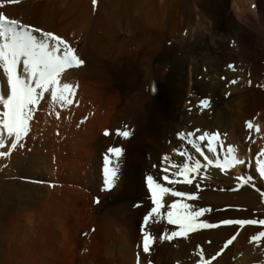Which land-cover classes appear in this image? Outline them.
Segmentation results:
<instances>
[{"label":"bare ground","instance_id":"obj_1","mask_svg":"<svg viewBox=\"0 0 264 264\" xmlns=\"http://www.w3.org/2000/svg\"><path fill=\"white\" fill-rule=\"evenodd\" d=\"M0 4L8 18L63 38L84 61L67 72V81L77 85L72 102L46 93L28 134L10 156L0 157V264H198L201 250L209 264H264V242L249 243L264 226L220 223L264 219L257 191L264 192L257 164L264 163V0ZM0 89L10 91L2 66ZM201 99L209 106L200 107ZM117 129L130 136L118 137ZM196 129L197 137L219 134L215 154L207 140L196 141L211 165L177 135ZM5 143L0 151L10 150ZM112 146L122 147L123 155L114 187L102 190L104 156ZM233 156L244 163L215 167L216 159ZM197 160L202 167L191 175L192 186L162 180L161 169L182 179L172 174ZM147 175L194 193L198 198L185 202L210 211L197 218L196 231L171 241L161 234L178 226L150 217L144 230L155 242L145 253ZM241 176L252 180L244 184ZM204 223L219 226H199Z\"/></svg>","mask_w":264,"mask_h":264},{"label":"snow or ice","instance_id":"obj_2","mask_svg":"<svg viewBox=\"0 0 264 264\" xmlns=\"http://www.w3.org/2000/svg\"><path fill=\"white\" fill-rule=\"evenodd\" d=\"M11 2H18V0H11ZM95 4L96 0H93V5ZM2 6L0 4V7ZM35 33H39V38ZM83 63L84 61L76 54V50L63 38L52 32L22 24L18 20L10 19L3 12H0V66H2L3 72L6 74L7 84L10 89L6 95L0 89V105L3 108L0 111V149L6 147V140H9L11 144L10 150L0 151V157L10 156L11 150H15L20 145L23 137L28 134L34 108L40 104L46 93H51L53 101L59 100L62 104H70L72 102L71 97L74 95V89L77 85L67 81V72L74 67L81 66ZM21 65L23 66V72L18 71ZM228 67L235 70L233 65ZM62 77H64L63 80ZM222 79H226V77H222ZM231 83L235 84L236 81L232 80ZM209 104L210 101L208 99H201L199 102V106L202 108L208 107ZM248 128H253L251 122H248ZM196 132H200V129H196L195 132H189L187 136L184 133H178L177 135L182 141L188 140L201 155H204V153L201 152V148L196 141L207 140V151L215 154L218 148L213 141H216L217 144L219 143V134L205 132L197 137L195 135ZM104 135L108 136L109 132L105 131ZM116 135L128 138L130 132L117 129ZM228 151L231 153L233 149L229 147ZM122 155V147L112 146L107 149V153L104 156V188L102 190H111L114 187ZM204 159L208 165L214 162L207 155H204ZM236 163L243 164L244 161L237 160L234 156L231 160L225 159L224 163H221L220 159H216L215 167L224 170L226 166ZM257 164L260 176L264 177V163L257 160ZM153 167H156V165H153ZM201 167L199 160L194 165L183 164L179 172L172 174L177 177L182 175V179L170 178L168 169L164 168L161 169L164 173L162 180L171 185L183 184L192 186L193 179L190 177L193 173H198ZM238 179L247 184L252 180V177L241 176ZM146 186L150 194L151 207L143 216V225L141 227L143 251L145 253L149 252L151 245L155 242V238L144 230V226L148 225L150 217H158L160 219L166 217L168 225L178 226V230L172 231L170 235L167 233L161 234V240L171 241L175 237H186L190 231H196L198 228L197 218L210 211V209L204 207L196 208L194 205L185 202L195 201L198 197L194 193L177 190L175 187H167L160 182L158 177L153 175L146 176ZM257 191L264 198V192H261L260 189H257ZM166 196L173 198L171 203L166 204L164 199ZM96 202L99 203V199ZM136 207H140V205L137 204ZM165 207L167 209L166 212H162ZM220 223L226 226L238 225L240 227L257 224L264 226V219H224ZM199 226L215 228L219 225L204 223ZM238 235L239 232L231 236L224 243L220 252H217L212 259H216V256H219L224 249H227ZM261 242H264V230L258 231L249 239V243H255L257 247H260ZM198 264H209V261L205 259L203 250L199 253Z\"/></svg>","mask_w":264,"mask_h":264},{"label":"rangeland","instance_id":"obj_3","mask_svg":"<svg viewBox=\"0 0 264 264\" xmlns=\"http://www.w3.org/2000/svg\"><path fill=\"white\" fill-rule=\"evenodd\" d=\"M263 258H264V257H263ZM263 258H262V259H263ZM262 262H263V260H262Z\"/></svg>","mask_w":264,"mask_h":264}]
</instances>
